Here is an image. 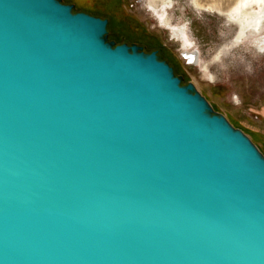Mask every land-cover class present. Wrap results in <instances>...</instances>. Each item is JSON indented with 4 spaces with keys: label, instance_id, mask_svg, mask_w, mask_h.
<instances>
[{
    "label": "water",
    "instance_id": "95a60500",
    "mask_svg": "<svg viewBox=\"0 0 264 264\" xmlns=\"http://www.w3.org/2000/svg\"><path fill=\"white\" fill-rule=\"evenodd\" d=\"M107 23L0 0V264H264V154Z\"/></svg>",
    "mask_w": 264,
    "mask_h": 264
},
{
    "label": "rangeland",
    "instance_id": "374dc122",
    "mask_svg": "<svg viewBox=\"0 0 264 264\" xmlns=\"http://www.w3.org/2000/svg\"><path fill=\"white\" fill-rule=\"evenodd\" d=\"M63 1L73 4L74 11L107 16L108 39L117 42L134 40L121 29L126 23H138V43L169 58L177 73L193 82L212 107L246 133L264 154V34L235 42V25L210 7L217 3L225 8L233 0H199L204 9L193 0H170L169 7L157 0V12L152 0ZM106 4L117 7L108 9ZM178 28L183 36L176 34ZM187 51L195 54V62L185 59Z\"/></svg>",
    "mask_w": 264,
    "mask_h": 264
},
{
    "label": "bare ground",
    "instance_id": "6f19581e",
    "mask_svg": "<svg viewBox=\"0 0 264 264\" xmlns=\"http://www.w3.org/2000/svg\"><path fill=\"white\" fill-rule=\"evenodd\" d=\"M159 1H161L164 7L168 6V3L171 2L170 0H159ZM157 3H158L157 0H152V6L154 8L153 10L154 12H157L155 10V7L158 5ZM193 4L198 7L202 6L199 0H193ZM203 7L204 6H202V8ZM210 7H213L217 13L224 15L227 18V20L231 21L235 25V28H236L235 42H238V41L247 42V40L249 41L254 35L259 36V35L264 34V31H263L264 30L263 29L264 28V0H233V2L225 6V8L220 7V5L217 3H215V5L213 6L211 5ZM157 15L159 17L161 14H157ZM163 23L168 25L169 24L168 19L164 18ZM175 32L177 35L182 33L179 28L176 29ZM184 46L186 47V45ZM184 56L187 57L189 62L190 61L195 62L196 60L195 54L192 53L191 51L185 52Z\"/></svg>",
    "mask_w": 264,
    "mask_h": 264
},
{
    "label": "flooded vegetation",
    "instance_id": "af4514ba",
    "mask_svg": "<svg viewBox=\"0 0 264 264\" xmlns=\"http://www.w3.org/2000/svg\"><path fill=\"white\" fill-rule=\"evenodd\" d=\"M62 2H64L63 0H62ZM65 3V2H64ZM89 14H91V15H95V16H99V17H101V18H106L107 20H108V23H107V27L109 28V30H110V19L107 17V16H104V15H99V14H97V13H89ZM121 22L122 23H124V21L123 20H121ZM123 29L125 30V32L128 34V35H131L132 36V38H134V40H123V41H116V40H113V39H110V40H113L116 44H120V43H126V44H128V45H132V44H135V45H139V46H141L142 47V49H143V45H141L140 43H138V26H130L128 23H126V24H124V26H123ZM144 50V49H143ZM144 51H146V50H144ZM153 51V50H152ZM157 51V50H156ZM146 52H150V51H146ZM157 54L161 57V54H159L158 52H157ZM162 59H164L163 57H162ZM165 60V59H164ZM167 61V60H166ZM168 62V61H167ZM169 63V62H168ZM170 64V63H169ZM171 65V64H170ZM176 75H178V76H181V75H179V74H176ZM181 78H182V80H183V77L181 76Z\"/></svg>",
    "mask_w": 264,
    "mask_h": 264
},
{
    "label": "trees",
    "instance_id": "16d2710c",
    "mask_svg": "<svg viewBox=\"0 0 264 264\" xmlns=\"http://www.w3.org/2000/svg\"><path fill=\"white\" fill-rule=\"evenodd\" d=\"M77 1V0H76ZM107 5V4H106ZM108 7V9H110L111 7H117V4H114V6H113V4H112V6H110V5H107ZM106 9V8H105ZM104 9V10H105ZM108 9H106V10H108ZM112 9V8H111ZM74 10H76V9H74ZM97 14H99V13H97ZM99 15H101V14H99ZM131 20V19H130ZM132 21V20H131ZM134 22V21H133ZM131 26H138V23H135L134 25H131ZM108 28V27H107ZM109 31V30H108ZM121 31H122V33L124 34V35H126V36H128V34L125 32V30L123 29V27H122V29H121ZM121 33V34H122ZM108 34H109V32H108ZM143 49L144 50H146V51H152L150 48H147L146 46H143ZM159 54H161L160 53V51L158 50L157 51ZM164 58L165 60H167L170 64H171V66L173 67V69H174V73L175 74H178L177 73V71H176V68H175V66L173 65V63L171 62V60L169 59V58H167V57H165V55H163V54H161V58ZM180 75V74H179ZM182 83H187V81L183 78V80H182ZM259 138H260V136H258ZM262 150V149H261Z\"/></svg>",
    "mask_w": 264,
    "mask_h": 264
},
{
    "label": "built area",
    "instance_id": "2783aa9c",
    "mask_svg": "<svg viewBox=\"0 0 264 264\" xmlns=\"http://www.w3.org/2000/svg\"><path fill=\"white\" fill-rule=\"evenodd\" d=\"M185 57V59L188 61V59H187V57L186 56H184ZM189 62V61H188Z\"/></svg>",
    "mask_w": 264,
    "mask_h": 264
}]
</instances>
